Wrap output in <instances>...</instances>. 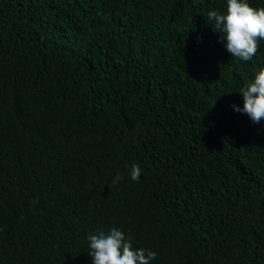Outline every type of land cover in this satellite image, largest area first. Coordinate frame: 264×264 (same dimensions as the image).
I'll return each mask as SVG.
<instances>
[{
	"label": "trees",
	"instance_id": "1",
	"mask_svg": "<svg viewBox=\"0 0 264 264\" xmlns=\"http://www.w3.org/2000/svg\"><path fill=\"white\" fill-rule=\"evenodd\" d=\"M226 8L0 0V264H93L112 228L150 264H264V121L233 107L264 39L233 57Z\"/></svg>",
	"mask_w": 264,
	"mask_h": 264
},
{
	"label": "clouds",
	"instance_id": "2",
	"mask_svg": "<svg viewBox=\"0 0 264 264\" xmlns=\"http://www.w3.org/2000/svg\"><path fill=\"white\" fill-rule=\"evenodd\" d=\"M208 19L214 21L213 29L226 41V49L243 61H250L256 54L258 40L264 39V8H254L247 0H227L226 13L209 11ZM243 108L233 106L236 111L247 114L253 123L264 121V69L255 76L253 82L240 90ZM141 168L132 164L130 176L138 181ZM123 176L117 175L113 183ZM93 264H150L156 258L151 250L133 248L131 238L112 228L107 234L100 231L88 237Z\"/></svg>",
	"mask_w": 264,
	"mask_h": 264
}]
</instances>
